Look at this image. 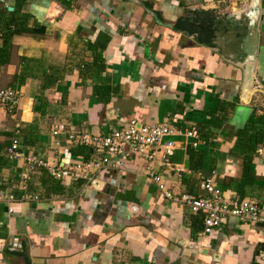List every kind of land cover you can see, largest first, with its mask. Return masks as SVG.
Here are the masks:
<instances>
[{"label":"crops","instance_id":"crops-1","mask_svg":"<svg viewBox=\"0 0 264 264\" xmlns=\"http://www.w3.org/2000/svg\"><path fill=\"white\" fill-rule=\"evenodd\" d=\"M2 44L0 88L17 103L13 115L0 107V143L18 125L33 133L23 153L69 161L82 157L79 144L53 137L57 122L95 134L176 117L197 129L198 145L172 137L170 160L184 172L165 185L199 193L202 172L226 197L263 199L264 0H0ZM125 149L123 165L93 182L36 168L23 199V160L6 158L0 190L14 200L0 199V264H264V223L226 216L201 234L200 214L166 199Z\"/></svg>","mask_w":264,"mask_h":264},{"label":"built area","instance_id":"built-area-1","mask_svg":"<svg viewBox=\"0 0 264 264\" xmlns=\"http://www.w3.org/2000/svg\"><path fill=\"white\" fill-rule=\"evenodd\" d=\"M17 103V94L10 88H0V107L13 115ZM178 119L171 117L167 121L152 124H141L134 119L124 120L123 126L104 133L91 134L87 131L74 130L70 125L57 122L53 124L50 133L53 137L63 134L66 143L88 146L92 150V157L62 162H49L34 153H23L19 142L18 125L14 127L10 143L5 149L9 160L19 158L23 160V167L18 174L16 185L25 198L26 183L29 173L36 168L45 169L50 177L60 182L85 179L92 182L93 175L111 165L122 166L127 156L126 147L138 153L145 161L144 174L148 176L162 195L179 205L185 206L191 213H198L201 217V234H209L226 216L236 217L246 223H264V197L262 200L253 198L226 197L217 186L214 177L197 172V188L199 193H175L171 187L165 185L169 176L180 179L184 169L171 162L170 157L175 148L174 136L190 138V145L197 147L198 131L194 126L180 129L176 127ZM53 145L60 146L55 139ZM116 158V163L113 162ZM161 167V171L156 170ZM14 200L12 193L0 190V199ZM36 198V196H34Z\"/></svg>","mask_w":264,"mask_h":264},{"label":"trees","instance_id":"trees-1","mask_svg":"<svg viewBox=\"0 0 264 264\" xmlns=\"http://www.w3.org/2000/svg\"><path fill=\"white\" fill-rule=\"evenodd\" d=\"M41 28H21L20 32H30V33H39ZM13 33V32H12ZM12 33L10 35H12ZM19 33V32H18ZM8 54H9V49L6 48V45L2 44V46L0 47V63H6L8 60ZM30 62V59H25V65H23L20 70H19V81L20 79H23L24 76H27V74L30 71V66H28L27 64ZM44 84L46 86L47 81L46 79H44ZM41 84V87L38 89V95L41 96V100L42 102L45 101L46 97L43 95L42 90L44 89V87ZM38 100V99H37ZM13 132H8V133H4V136L6 137V139H4L1 143H0V171L1 168L6 167L8 164V161L6 160V154H5V149L6 147L9 145L10 143V138L12 136ZM17 137L19 138V142L21 147H27L33 144V133L32 131H26L25 129H18V135ZM84 148V146L79 145V147H77V149L74 150V152L77 154H82L81 156L84 159L89 158V155L91 154V150L89 148L85 147V151L82 149ZM25 151V150H24ZM7 185L3 183V181L1 180L0 177V189L5 188Z\"/></svg>","mask_w":264,"mask_h":264},{"label":"water","instance_id":"water-1","mask_svg":"<svg viewBox=\"0 0 264 264\" xmlns=\"http://www.w3.org/2000/svg\"><path fill=\"white\" fill-rule=\"evenodd\" d=\"M7 8L10 10V7H7ZM250 69H251V68H250V66H249L248 69H247L248 72L250 71ZM247 86H248V87L250 86V81H247V83H246V87H245V88H246V91H244L245 93L248 91V87H247ZM92 182H93V181H92Z\"/></svg>","mask_w":264,"mask_h":264}]
</instances>
